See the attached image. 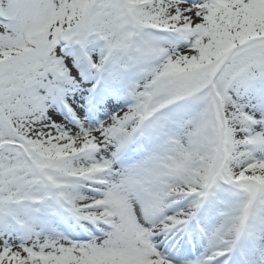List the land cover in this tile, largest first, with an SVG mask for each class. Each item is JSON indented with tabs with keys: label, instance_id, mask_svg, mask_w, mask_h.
<instances>
[{
	"label": "snow or ice",
	"instance_id": "snow-or-ice-1",
	"mask_svg": "<svg viewBox=\"0 0 264 264\" xmlns=\"http://www.w3.org/2000/svg\"><path fill=\"white\" fill-rule=\"evenodd\" d=\"M0 264H264V0H0Z\"/></svg>",
	"mask_w": 264,
	"mask_h": 264
}]
</instances>
